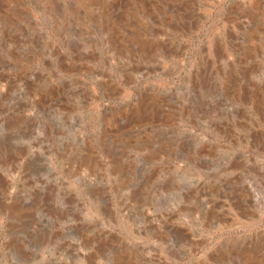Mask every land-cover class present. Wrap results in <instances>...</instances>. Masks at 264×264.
Returning <instances> with one entry per match:
<instances>
[{
    "label": "rangeland",
    "instance_id": "1",
    "mask_svg": "<svg viewBox=\"0 0 264 264\" xmlns=\"http://www.w3.org/2000/svg\"><path fill=\"white\" fill-rule=\"evenodd\" d=\"M0 264H264V0H0Z\"/></svg>",
    "mask_w": 264,
    "mask_h": 264
}]
</instances>
